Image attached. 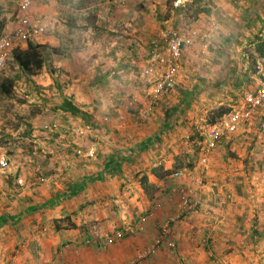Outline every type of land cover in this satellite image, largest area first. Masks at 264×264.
<instances>
[{
	"label": "crops",
	"instance_id": "0c3cea01",
	"mask_svg": "<svg viewBox=\"0 0 264 264\" xmlns=\"http://www.w3.org/2000/svg\"><path fill=\"white\" fill-rule=\"evenodd\" d=\"M174 1L149 0L141 5L163 22L158 27L150 19L145 26L149 30L143 32L153 38L164 28L178 27V17L170 13L177 7ZM181 1L194 2L177 0ZM198 8L183 29H195L197 34L183 45L175 87L149 115L143 113L147 120L132 117L128 107L130 98L138 100V112L148 105L144 86L148 83L133 79L144 64L142 57L134 48L126 53L119 51L118 42L109 46L100 39L108 24H123L118 12L110 17L96 12L86 23H58L57 30L66 24L87 29L83 43L77 32L44 35L34 42L47 45L46 54L52 50V55H46L43 68L31 80L19 71L25 81L20 82V91L36 99L17 102L27 108L13 114L20 128L2 129L6 131L0 145V264H254V251L264 255V238L255 241L262 245L253 244L252 217L240 204L252 196L223 192V175L229 170L223 160L230 157L228 148L244 151L245 128L220 138L207 154L212 177L196 196L197 206L184 211L178 197L166 193L180 181L172 178L173 173L185 166L174 167L173 161L195 143L197 125H206V116L214 109L216 123L222 119L240 93L248 91L247 81L257 72L246 60L238 61L236 45L253 47L248 56L264 62V0H206ZM27 44L22 41L20 46ZM239 53L240 58L247 57ZM61 81L67 83L66 91ZM258 87L259 83L255 90ZM42 96L48 98L58 127L62 122L50 140L40 130L46 119ZM65 97L89 118L60 109ZM223 110L228 112L220 114ZM81 128L86 130L82 137L77 135ZM19 137L32 144L11 145ZM93 143L95 158L76 153L77 146ZM142 181L156 192L147 194ZM182 182L180 187L190 184ZM169 218L173 220L166 240L146 254Z\"/></svg>",
	"mask_w": 264,
	"mask_h": 264
},
{
	"label": "rangeland",
	"instance_id": "374dc122",
	"mask_svg": "<svg viewBox=\"0 0 264 264\" xmlns=\"http://www.w3.org/2000/svg\"><path fill=\"white\" fill-rule=\"evenodd\" d=\"M23 1L25 0H0V20L3 24L0 25L1 34L19 28L22 25L23 17H29L32 21L40 20L39 22H42L41 25H43L44 30L39 34L34 35L28 41L36 42L38 38L41 39L42 36L49 34L59 33L62 37H64L69 36L70 33L77 32L76 37L80 42L83 43L84 37L88 38L87 35L89 34V32L87 31V29L78 28L75 30L71 28L68 24H61L63 25V30H57L58 23L60 21L62 22V20L68 23L70 21H74L75 23H86L87 21H90L91 18H93L96 12H101L105 14V16L107 15V17L115 15L116 12H118V16L124 19L123 24H108L105 31L99 33L100 39L105 43H108L109 46L118 42V45L120 47L119 51L122 50L126 53H132V48L136 49L137 54L142 57L141 61L144 64L140 65V69L137 71V74H134L137 76L133 79H136L137 82L140 80L144 83H148V77L143 74V69L154 64L150 52L151 43L152 41L161 40L163 38L162 30L165 29H162L161 33L159 35L156 34V37L154 36L153 38L151 37V35L148 36L147 33L143 32L145 26H149L150 19H152L158 27L160 24L163 23L161 19H154V16H152L154 10H146L142 8L141 5L144 6L148 4L149 0H29V6L27 8H22L21 4ZM204 1L206 0H194V2L186 1V3L182 1L177 2V0L174 1V5L176 4L177 7L171 9L170 13L172 16L178 17V27L176 26L178 30H183L186 25L190 24V21L192 23V17L197 15L199 11L198 7L199 5H203ZM189 3H191V7H189ZM95 5H98L99 8H96ZM163 13V15H165L166 10ZM262 13L264 16V9L262 10ZM167 26L168 25H166L165 27ZM116 28L119 29V33L116 32ZM254 28H256L255 31H259L258 26ZM148 30L149 28L145 29V31ZM21 42L17 43L16 46H20ZM236 47L241 50L242 53L244 52L247 54V57L245 59H243L242 57L240 58V53L238 50V61L244 62L246 60L245 62L249 64L253 70L257 71L254 73L253 78L247 81L248 91H246V93H240V98L232 106L241 111L240 106L245 104V96L249 93H254L256 91L254 87L258 83L260 85V83L264 81V62L261 60V64H258V61L260 59L256 60L255 58H250L248 56V54L250 53L253 54L255 50L253 47L242 48V45L238 44L236 45ZM257 49H259V47H257ZM11 52L12 51L7 54L5 64L0 67L1 75L2 73H4L5 76L9 73V76L15 77V87L13 94L11 96H5L3 94H0V115L1 117L5 116L7 118L6 120H2L3 117L0 119V145H2L1 141L4 140L2 138L4 137L2 133L6 131L2 129L8 127L16 129L17 126H19L18 128L21 127L20 121H18L16 118H13V114L24 113V111H27V108L25 106L21 107L17 104V102H19L21 99H36L35 97H25L20 91V82L25 81L22 80V75L13 61ZM48 53L52 55V50L48 51ZM61 84L63 85L62 89L66 91L67 83L61 81ZM144 86L148 87V85ZM49 93H51V91ZM42 98L43 99L41 100L45 99V108L43 110L46 112V119L42 123V127H40V130L46 132L43 133V135L46 137V139L50 140L52 139L53 132L56 131V129L59 130V128L61 127L62 122H60V127H58L59 122L53 120L54 118H58L55 114H53V111L47 103L48 100L46 99L48 98L43 96ZM145 98L148 105L145 104V106L140 112L136 111L135 107V105H137L138 103V100H133L132 98L129 99L128 107H130L132 117L141 116L143 120H147L145 119V117L142 116L143 113L145 115H149L150 111L157 108L158 104L155 103L159 101L160 104V101L164 99L161 98L153 101L146 94ZM13 100H15V102ZM11 103H13V105ZM7 104H11L12 106H7ZM243 111L244 110H242L241 112ZM212 113L206 116V124L210 123L214 113L216 114V109L212 110ZM73 121L76 120L74 119ZM250 121H252L250 124L248 123L249 121H247L246 123H241L238 128L239 130L245 128L246 131H243L241 133H248V138L247 140H245L246 143L243 147L244 151L237 152V150H230L229 148V150L227 149V155H229L230 157L227 160H223V162L226 161V166L229 170L226 171V174L223 175V182L226 185L223 187V192L227 193V195H232L233 193L243 195L245 194V192H247L248 194H250V196H252L249 198L250 200L245 201V203L240 202V204L245 206L247 215L250 214V216L252 217L250 222L255 231V233L253 234L254 244L255 241H259V239L264 238V115H261L256 110L250 117ZM75 125L77 126V124ZM77 128H80V126ZM196 129L197 127L195 128V130ZM85 133V128H81L78 129L77 135L82 137L85 135ZM195 133H197V131H195ZM201 139L202 141L200 142L195 138V143L190 144L188 149L184 150V152H181L182 154L178 153V158L173 161V165L174 167H176L175 164L185 167L173 173L172 178L176 181H180L178 183H175V186L171 188L168 187V191H166V193L170 191L168 195H174V198L178 197L180 205L182 196H188V198L190 199L189 208H194L200 203L196 202L197 199L195 200V198H197L196 196L201 193L202 190H204V184L207 179L212 177L211 174H209L208 172V169L210 167L208 166L209 159H207V157L209 153H212L214 149H216L217 143H215V145L208 150V136L206 135V138L205 136L201 137ZM29 143H31V140L26 138L22 139L19 137L14 138L11 145H25ZM90 146H94L95 149L94 154L92 156L84 155L82 154V152L77 153L78 149H81L83 152H85ZM75 151L82 158H95L97 154V145L93 143L87 145L86 147L77 146L75 148ZM235 152H237L238 154H235ZM243 158L245 160L241 161V159L243 160ZM182 181H188L190 184L185 187H180L181 184L179 183H183ZM153 189L154 186L149 187L147 189V194L156 192V190L153 191ZM180 207L178 206L179 209ZM258 233H260V235ZM158 238H161V242H163L164 240H166L167 235L164 239L161 236H159ZM260 242L258 244L255 243V245H262V243ZM259 251L260 250L254 251V255H256V258L253 260L254 264H264V255L260 257L261 255L259 256Z\"/></svg>",
	"mask_w": 264,
	"mask_h": 264
},
{
	"label": "built area",
	"instance_id": "2783aa9c",
	"mask_svg": "<svg viewBox=\"0 0 264 264\" xmlns=\"http://www.w3.org/2000/svg\"><path fill=\"white\" fill-rule=\"evenodd\" d=\"M30 1L25 0L22 2V8H27ZM40 20L32 21L29 17H23L22 25L19 28L10 32H4L0 35V67L5 64L7 54L16 47L17 43L21 41H28L34 35L41 33L44 30ZM163 38L161 40L152 41L151 43V58L154 64L143 69V74L148 77V88L145 94L151 100H157L168 96L175 87L176 78L181 69V57L183 53V45L191 43V39L195 37L197 31L178 30L173 27H167L162 30ZM207 37V33L202 35ZM239 109L232 107L222 119L217 123L197 125L198 141H202L201 137L208 136V150L212 148L217 141L232 132L236 131L241 123L250 119L254 111L264 112V81H262L254 93H249L245 96V104L240 106ZM94 146H90L85 152L78 149L77 153L92 156L94 154ZM190 199L184 195L181 199V209L186 211L189 208ZM169 218L165 221L161 230V237L164 239L168 234L170 221ZM162 239L158 238L153 246L146 252L152 253L156 247L159 246ZM129 264H137V261H132Z\"/></svg>",
	"mask_w": 264,
	"mask_h": 264
},
{
	"label": "trees",
	"instance_id": "16d2710c",
	"mask_svg": "<svg viewBox=\"0 0 264 264\" xmlns=\"http://www.w3.org/2000/svg\"><path fill=\"white\" fill-rule=\"evenodd\" d=\"M0 25L2 24V21L0 20ZM1 29V28H0ZM1 35V30H0ZM46 47L47 45L34 43L32 41H28V44L26 47L16 46L12 50V58L16 66L18 67L19 71L25 75V77L29 80H31L32 75L37 74L40 72V70L43 68L46 60L48 52L46 54ZM15 77L12 76H4L0 74V94H3L5 96H11L14 92L15 87ZM62 110H69L74 115H80L82 118H89V115L87 112L81 111L78 109L73 103L65 97L63 100V103L59 107ZM221 111L220 114H225L228 111ZM216 122V114L213 115L212 120L208 125L213 124ZM168 173V172H167ZM144 181H142V184ZM144 189H148L151 187L150 185L145 183ZM156 190V189H155ZM154 190V191H155ZM152 194V193H151Z\"/></svg>",
	"mask_w": 264,
	"mask_h": 264
}]
</instances>
